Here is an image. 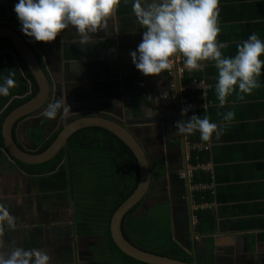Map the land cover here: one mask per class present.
<instances>
[{"label":"crops","instance_id":"1","mask_svg":"<svg viewBox=\"0 0 264 264\" xmlns=\"http://www.w3.org/2000/svg\"><path fill=\"white\" fill-rule=\"evenodd\" d=\"M16 2L0 0V25L19 33L38 58L50 85L46 106L57 99L70 105L67 113L58 112L52 120L34 115L19 120L16 143L29 151L35 132L47 138L79 116L115 120L135 136L150 163L152 180L139 207L144 217L167 227L196 264H264V68L258 88L243 100L234 90L223 107L214 91V63L204 62L202 70H195L207 88L200 117L222 124L224 131L201 142L209 148L204 153L208 171L201 170L209 182L189 188L184 174L191 165L183 135L173 126L179 106L162 98L169 92L166 70L145 76L129 56L144 30L131 11V0H121L107 30L89 34L83 45L72 26L52 42L32 40L20 31L13 11ZM218 9L217 39L227 44L223 54L234 55L236 44L252 32L264 40V0H218ZM187 95H180L181 100L198 96ZM229 109L234 117L224 121L222 114ZM27 128L32 129L24 145L21 134ZM16 162L0 147V204L16 218L15 227L4 230L0 251L6 254L13 245L36 247L48 252L51 264H83L70 196ZM195 191L210 196V218L200 226L191 210Z\"/></svg>","mask_w":264,"mask_h":264},{"label":"clouds","instance_id":"2","mask_svg":"<svg viewBox=\"0 0 264 264\" xmlns=\"http://www.w3.org/2000/svg\"><path fill=\"white\" fill-rule=\"evenodd\" d=\"M121 0H17L13 5L20 24V31L36 42H52L72 26L80 44L90 40L91 33L107 30L108 20ZM125 3L128 0H124ZM131 11L144 29L135 50L129 51L134 67L143 75H156L172 67L171 59L182 55L184 65L190 70H202L207 61L216 69L214 91L219 107L236 91L239 99L260 86L258 79L264 68V40L255 32L236 44L232 56L223 54L227 44L217 39L220 28L217 22L218 0H131ZM15 73H0V96H7L15 86ZM181 108V116L188 111ZM70 110L65 99L49 103L42 111L48 120L58 112ZM234 111L222 114L224 121H231ZM181 134L199 132L201 141L218 138L224 126L193 113L187 120L175 122ZM16 218L9 207L0 204V249L4 247V230L15 227ZM0 264H51V257L42 248L13 245L5 254L0 251Z\"/></svg>","mask_w":264,"mask_h":264},{"label":"trees","instance_id":"3","mask_svg":"<svg viewBox=\"0 0 264 264\" xmlns=\"http://www.w3.org/2000/svg\"><path fill=\"white\" fill-rule=\"evenodd\" d=\"M9 70L15 73L16 84L7 96H0V128L3 119L11 110L37 93L32 75L12 44L0 38V73L7 75ZM194 99H198V96ZM61 127L47 138L34 133L28 144L29 151L43 152ZM191 137L202 142L198 131ZM17 145L21 147L18 143ZM0 147L3 148L1 137ZM205 160L204 153L192 152L189 164L196 166ZM16 163L25 171L47 179L50 186L70 196L73 228L78 235L89 239L96 238V241L92 242L96 244L90 248L101 264H144L121 253L109 235L111 215L134 191L139 178L134 156L117 137L101 128H84L75 132L53 159L38 165ZM191 182L193 185L208 183L209 177L206 173L197 171L193 174ZM193 198L197 204L210 203L207 192L195 191ZM141 203L128 211L122 220L121 230L124 238L143 251L192 263L180 244L173 240L167 227L162 229L159 223L137 214ZM206 209L196 212L199 226L210 218Z\"/></svg>","mask_w":264,"mask_h":264},{"label":"water","instance_id":"4","mask_svg":"<svg viewBox=\"0 0 264 264\" xmlns=\"http://www.w3.org/2000/svg\"><path fill=\"white\" fill-rule=\"evenodd\" d=\"M0 38L8 40L32 75L37 93L33 98L11 110L3 119L0 137L5 154L25 165H38L53 159L66 145L68 139L78 130L97 127L106 130L122 141L134 156L139 172L138 183L134 191L113 212L109 221V235L115 247L125 256L144 264H196L175 258L161 256L129 243L123 236L121 224L124 216L142 202L149 191L152 173L145 151L135 136L122 124L103 116H79L62 126L51 144L41 153L27 151L17 145L13 130L19 120L43 109L48 101L50 85L38 58L25 39L9 26L0 25ZM187 184V182H186Z\"/></svg>","mask_w":264,"mask_h":264},{"label":"built area","instance_id":"5","mask_svg":"<svg viewBox=\"0 0 264 264\" xmlns=\"http://www.w3.org/2000/svg\"><path fill=\"white\" fill-rule=\"evenodd\" d=\"M172 67L170 70H166V77L168 79V90L169 92L167 94H163L162 98L164 100H167L168 102L179 106V112L175 113V122L179 120H187L193 113L201 116V112L205 108V95L207 88L204 85L203 81L194 75L195 70H190L184 65V57L180 54H176L174 57L170 58ZM192 97L193 95H198L201 100L194 99L189 101L187 97L183 98L185 101H182L180 98V95H186ZM188 111L185 112L183 116H181V108L188 107ZM175 122L173 124L175 130L177 131L175 127ZM195 132V131H194ZM183 135V141L185 143V147L187 150V159H190L191 153L195 154H201V153H207L208 152V146L204 143L194 141L190 138V134H182ZM208 171L207 170V164L205 162L198 163L196 166H189L188 169H186V173L184 174V177L187 181V184L192 185V177L193 174L197 171ZM195 186V185H194ZM194 189V188H193ZM192 209L194 213H196L199 210L206 209L209 204L207 203H201L197 204L195 201H192ZM194 218V221H196V218Z\"/></svg>","mask_w":264,"mask_h":264},{"label":"flooded vegetation","instance_id":"6","mask_svg":"<svg viewBox=\"0 0 264 264\" xmlns=\"http://www.w3.org/2000/svg\"><path fill=\"white\" fill-rule=\"evenodd\" d=\"M41 110L34 113L33 115L34 116L38 115L41 112ZM29 116H27V117H29ZM75 234H76L75 239L77 240L76 242L78 244L77 246H78V248L80 247L79 250L81 251V254L83 256L82 257V259L84 261L83 264H101L99 262L100 259L97 258V255L93 254V250L90 248L93 244H96V243H92V242L96 241L95 240L96 238L89 239L86 236H82L80 234L78 235L76 232H75Z\"/></svg>","mask_w":264,"mask_h":264},{"label":"rangeland","instance_id":"7","mask_svg":"<svg viewBox=\"0 0 264 264\" xmlns=\"http://www.w3.org/2000/svg\"><path fill=\"white\" fill-rule=\"evenodd\" d=\"M36 116H42V112L39 113V114L36 115ZM49 127H50V128H54V125H53L52 123H49ZM30 129H32V128H27V129L24 130L23 133L21 134V135H23L22 138L25 139L24 141H22V142H24V143H23L24 145L28 143L26 139H28V136L30 135ZM35 131H36V129H35ZM35 133H36V132H35ZM26 142H27V143H26ZM143 209H144V208H143ZM137 214H138L139 216H146V215H144V214H145V211H142L141 208H139V209L137 210Z\"/></svg>","mask_w":264,"mask_h":264}]
</instances>
